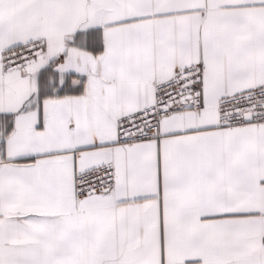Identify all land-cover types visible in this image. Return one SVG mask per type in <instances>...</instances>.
<instances>
[{"label": "snow or ice", "instance_id": "1", "mask_svg": "<svg viewBox=\"0 0 264 264\" xmlns=\"http://www.w3.org/2000/svg\"><path fill=\"white\" fill-rule=\"evenodd\" d=\"M0 264H264V0H0Z\"/></svg>", "mask_w": 264, "mask_h": 264}]
</instances>
